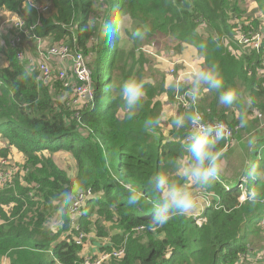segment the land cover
<instances>
[{
  "label": "trees",
  "instance_id": "trees-1",
  "mask_svg": "<svg viewBox=\"0 0 264 264\" xmlns=\"http://www.w3.org/2000/svg\"><path fill=\"white\" fill-rule=\"evenodd\" d=\"M48 1L35 0L50 9L34 7L31 14L25 10L28 0H0V9L22 18L31 36L68 45L75 39L83 53L91 49L92 98L75 109L60 103L56 94L64 86L58 81L45 84L36 72L29 74L16 57L17 47L9 46L1 36L0 53L8 62L0 64V140L6 141L0 156L8 157L11 150H17L23 162L13 172L12 181L0 186V264H82L86 237L77 243L78 233L89 234L93 226L99 239L108 238L102 225L97 226L102 220L110 221L116 231L109 243L100 245V252L124 248L121 257L112 256L102 264H227L245 260V255L249 258L255 239L261 237L264 243V145L253 165L260 176L252 186V180H247L246 192L217 177L198 186L213 197L199 215L205 218L201 224L197 215L188 212L173 215L162 226L147 227L158 199L147 180L160 172L184 183L176 163L188 156L183 145L189 124L161 136L159 95L165 92L171 100L173 87L145 76L144 64L149 58L143 40L155 33L169 35L181 44L193 45L204 68L217 66L223 88L208 91L202 99L207 103L197 106L205 120L226 122L224 113L238 107L245 114L254 110L263 114L264 78L257 73L261 55L254 51L233 53L231 21L236 19L245 32L251 28L264 34V0H250L256 5L251 10L245 0ZM124 15L131 26L121 27L118 38L109 45L98 41L100 22L117 19L121 24ZM85 24L89 30L82 32ZM204 26L209 32L204 33ZM137 30L143 33L142 38L133 35ZM90 37L95 43L87 47ZM124 37L138 56L122 49ZM173 48L181 50L180 45ZM117 71L121 84L136 79L144 86L145 95L131 117L114 82ZM227 89L237 94L231 105L219 100ZM149 119H159V124L146 127ZM241 120L239 116L228 125L236 126ZM223 147L225 140L220 139L215 151ZM57 150L68 151L74 158L73 178L56 164L52 153ZM73 186L78 192L89 188L91 195L78 216L69 211L60 220L57 196ZM129 187L141 194L138 205L128 204ZM253 190L258 193L255 202L248 199ZM52 220L53 228L48 227Z\"/></svg>",
  "mask_w": 264,
  "mask_h": 264
},
{
  "label": "clouds",
  "instance_id": "clouds-1",
  "mask_svg": "<svg viewBox=\"0 0 264 264\" xmlns=\"http://www.w3.org/2000/svg\"><path fill=\"white\" fill-rule=\"evenodd\" d=\"M36 6L35 0H28V3L25 4V10L28 14H31L32 8ZM48 8L50 7L48 6ZM92 27H95V24ZM88 30L89 25L87 24L81 28L82 32ZM120 30L121 24L117 19L103 20L97 29L98 41L109 45L118 38ZM133 35L143 37V33L139 30L135 31ZM45 41L47 40L45 39ZM202 86H206L207 91L223 88V81L215 64L207 68H198L192 74L191 87L188 90V95L192 100L198 99ZM171 87L179 89L181 85L173 84ZM120 91L128 115L131 117L140 104L141 98L145 95L143 83L136 79H129L121 85ZM236 95V92L232 89L224 90L219 96L220 103L231 105L236 99ZM158 124L159 119H149L145 122L146 127H153ZM172 124L178 129L185 127L187 124L191 125V130L187 133L183 145L184 151L188 154L187 159L177 166L179 175L187 183L184 185L178 184L160 172L148 178L147 185L158 197L153 207L152 218L147 225L149 229L164 225L173 215H184L190 212L194 207V200L193 194L188 190V185L206 186L213 178L218 176L220 171L219 159L221 153L215 151V148L217 142L224 135L222 124H206L196 113L187 116L177 115ZM259 176L260 173L253 166L247 170L245 180L255 181ZM78 190L76 186H73L71 189L58 194V219L63 220L72 209ZM257 197L258 193L256 191H249L248 199L250 201L255 202ZM140 200L141 194L135 188L129 187L128 204L138 205Z\"/></svg>",
  "mask_w": 264,
  "mask_h": 264
},
{
  "label": "rangeland",
  "instance_id": "rangeland-1",
  "mask_svg": "<svg viewBox=\"0 0 264 264\" xmlns=\"http://www.w3.org/2000/svg\"><path fill=\"white\" fill-rule=\"evenodd\" d=\"M44 2L49 3L48 0H44ZM245 6L250 10V9L254 8L256 5L253 4V2L250 0H245ZM49 9L50 8H47L46 11H48ZM130 26H131L130 18L127 17L126 15H124L122 18L121 27L122 28L125 27V29H127ZM209 30H210L209 27L204 26V33L209 32ZM56 42H59V41H56ZM23 43H24L26 50L28 52H30V50H28V46H27L28 39L24 38ZM45 43L47 44L48 42L45 41ZM93 43H95V40L92 37H90V39L88 40V43H87V47H91L93 45ZM121 43H122L121 44L122 49L131 50L134 54V57H135V55L138 56L140 54L137 50L135 51V49H133L130 46V43L128 42V40L125 37L122 39ZM175 45H178L177 40L175 41L173 39V37H171L169 35L159 34V33H155L151 37L144 38V40H143L144 54L146 56H148V58H149L147 65L144 64V66L146 68L145 69V76L149 77V79L153 82H161L163 80L165 83V87H171V85H173V84L181 85V87L179 89L173 87L171 100L167 98V94L165 92H163L159 95L160 99H162L161 103H162L163 115H162V118L160 121V126H159L162 137H163V134L165 135V133H167L171 129H176V127L173 126L172 121L175 119V117L177 115L187 116L188 113L194 112L193 108L192 109H182L179 106H177L175 103L174 97L176 94L180 93L179 91L186 90L185 93H186L187 100L189 102H193L194 104H196L195 100H192V98L187 94V91L191 87V76H192V74L194 73V71L196 69L202 68V65L204 63L203 59L199 57L198 59L195 60L193 66H191V68H189L190 66L186 60H184L180 57L173 60L171 57L170 50ZM69 46L71 47V49L79 50L82 54H84V56L86 57L88 66L91 68L92 50L90 49L88 52L83 53L81 46L78 45V43L75 39H74L73 43H71V45L69 44ZM16 57H17V54H16ZM169 57H170L171 65H169V63L167 61V59ZM21 63L24 65L23 62H21ZM49 63L51 64L52 68L55 71H57L60 68V66L62 67L61 61L59 59H56V58H52ZM63 65H64V68L66 69V78L65 79H58L57 78V79H52L50 81H42V80L41 81L45 84H51V83L56 82V81L60 82L64 86V90L61 92V90H62V88H61L56 94V96H58V98H59L60 103L65 104L66 106H69L72 109L80 108L85 104L84 103L85 101H88L92 98V89L93 88L91 85V77L87 82H85V86L87 88L85 96L79 98L77 101H74L72 98L73 88L76 86V84H78V80H77V77H76L75 73L73 72V70L69 69L70 64H63ZM168 65L173 66V68H174L173 73H170V71L168 70ZM28 73L30 74V72H28ZM120 78H121V74L119 71H117L115 76H114V82H115L116 88H118V90H120L121 85H122ZM202 89L205 90L206 89L205 86H202ZM205 91H207V90H205ZM61 95H63L62 96L63 98L61 97ZM194 107L196 108V106H194ZM256 113H257V111H256ZM52 154H53V157H54L55 161L57 162V164L60 167H62L63 169L67 170L69 172L70 178L71 177L73 178L75 175V171H76V163H75V160L72 157L71 153L68 151H65V150H57V151H54ZM22 157H23L22 154L15 152L14 157H12L11 155H8V157H6L7 163H5V164H3L4 159L1 158L2 164L0 163V170L5 171V170L9 169V170H11L10 171V175H11V173L15 169V167H14L16 165L15 163H18L17 160L21 159ZM183 161H185V159H183V158L181 160H178L176 163V166L180 165ZM176 172H178V167H177ZM171 174H172V172H169L168 175H171ZM11 181H12V179L10 180V182ZM185 182L182 185H184ZM9 183H7L3 187H6ZM230 184H233V182H231ZM236 185H237V182H236V184H233V186H236ZM244 188H245L244 186H241L240 191L244 192ZM188 190L193 194V200H194V207L189 213L192 212V214L197 215L199 217V215L201 214L200 211H202V209L204 207L203 200L200 198V195L202 194V192L198 186H194L192 188L188 187ZM198 219H200V218H198ZM74 220L75 219H72V221H74ZM74 223H76V222L74 221ZM54 225H55V220H52L48 224V227L53 228ZM101 225H102V229L108 232L107 237L111 239V237L113 236V234L116 231V228L113 227L112 223L110 221H107V220H102L101 223L97 222V226H101ZM90 233L93 234V236H91L90 234L87 235L83 241V244H82V254H83L82 259L94 261V260H96V258L101 253H104V252H100V250H101L100 245H105L109 242H108V238H106L104 240L102 238L99 239L98 234H96L93 226H91ZM79 236L82 238L83 234L79 233ZM261 244H263V246L258 248ZM87 246H89V247H87ZM254 246L255 247L250 251L252 254L249 253V255H251L252 258H248L247 255H245V258H247L249 260H245L244 264H254L255 262L260 263L259 261H262V260L264 261V243H263V240L261 237L255 239ZM80 256H81V253H80ZM250 259H252V260H250Z\"/></svg>",
  "mask_w": 264,
  "mask_h": 264
},
{
  "label": "built area",
  "instance_id": "built-area-1",
  "mask_svg": "<svg viewBox=\"0 0 264 264\" xmlns=\"http://www.w3.org/2000/svg\"><path fill=\"white\" fill-rule=\"evenodd\" d=\"M36 8L38 10L46 11L48 6H46L43 3L36 4ZM8 10L4 11L3 14L0 13V38L2 36L3 32H8L10 29H14V31H10L8 35V43L12 46L17 47V59L20 62H24L25 67L28 69V72H36L38 74V78L42 81H50L52 79H65L66 78V69L64 68L63 64H70L69 69L73 70L75 73L78 84L73 88V94L72 98L74 101H77L79 98L84 97L85 93L87 91V88L85 86V82H87L91 77V69L88 66L86 57L84 54H82L79 50L71 49V47L66 43H55V44H49L45 43L44 39L37 37V36H31L29 33V29L25 24V21L20 18L18 15L13 14L9 15ZM236 19H233L231 21L233 29L234 36L236 37V40L239 44L243 45H251L255 49H262V55L260 64L257 68V73L260 77L264 78V44L262 42L263 36L260 33L257 32H244V30L236 24ZM15 32V33H14ZM14 33V34H13ZM12 34V35H11ZM25 37H29L32 40L35 41V46L33 52H28L24 46L23 40ZM52 58L59 59L62 63V67L55 71L51 64L49 63ZM169 65L170 63V57L167 59ZM168 65V70L170 73L174 72L173 66ZM191 68V67H189ZM2 84V80L0 78V86ZM175 103L177 106H179L182 109H192L194 110L193 113L198 114L202 121L206 124H222L224 127V135L223 140H225V146L227 145V142L231 141L234 137V134L236 132L237 126L230 127L227 123L224 121H212L205 120L202 116V114L195 110V104L193 102H189L186 97L185 92H180L179 94L175 95ZM257 115L261 116L262 114L257 111ZM188 130H191V125L189 124ZM188 131V132H189ZM228 142V143H229ZM1 158L4 159V163H7L6 157L0 156V163ZM2 164V163H1ZM15 169L13 172H15L18 169V166H14ZM9 169L7 170H0V186L4 185L8 180H10L13 172L10 175ZM245 183V178H241L237 184V187L240 188ZM245 192V191H244ZM91 195L90 189H82V191L78 192L76 199L74 201V205L72 209L70 210L72 213L75 214V217L78 216L81 213V206L83 203H85L87 197ZM200 198L203 200L204 206L208 205L211 200H213L212 194L208 192H202L200 195ZM240 199H244L245 195H240ZM200 218V219H198ZM197 223L201 224L203 220H205L203 217H198ZM261 223L264 224V216L261 220ZM79 234V233H78ZM83 237H86L84 233ZM82 237V238H83ZM82 238L78 235L76 238L77 243H82ZM124 254V248H118L113 249L110 252L101 253L96 260L89 261V260H83L82 264H102L106 260H108L110 257H121ZM227 264H244L241 260L235 263H227Z\"/></svg>",
  "mask_w": 264,
  "mask_h": 264
},
{
  "label": "crops",
  "instance_id": "crops-1",
  "mask_svg": "<svg viewBox=\"0 0 264 264\" xmlns=\"http://www.w3.org/2000/svg\"><path fill=\"white\" fill-rule=\"evenodd\" d=\"M253 4H255V3H253ZM4 11H6V10L2 9V8L0 9L1 14H3ZM10 14L13 15L12 13H9V15ZM245 22H247V21H245ZM232 29H234V28L232 27ZM12 30L14 31V29H10L8 32L2 33V36H5L7 41H8V37H10V35H8V34ZM244 32H245V30H244ZM248 32H252V29L249 28L246 31V33H248ZM253 32L260 33L263 36L262 42L264 44V34L259 29H257L256 31L254 30ZM27 39H28V44H27L28 50H30V53H31L34 50L35 41L32 40L31 38H27ZM231 39L234 41L233 42L234 45H231V49H232L234 54L238 51H247L248 52L247 54H249L251 51H254L257 54L262 55V49L258 50V49L253 48L251 45L239 44L236 40V37L234 36V33L231 35ZM46 40L49 44L52 43L50 39L46 38ZM44 41H45V39H44ZM177 44L181 46V50L179 52H177L172 47L170 50L172 59L175 60L178 57H180V58L186 60L190 67L193 66L195 60L199 58V53H198L197 49L193 45H190V44H184V43L181 44L180 41H177ZM9 46L16 48L15 46H12L10 44H9ZM7 62L8 61L6 60L5 55L0 53V64H2L4 66L7 64ZM203 65H202V68H204ZM24 67H25V65H24ZM24 69L28 72V69L26 67ZM205 90H203L201 87L199 97H198V99L195 100V103H196L195 109L196 110H197L198 105H203V104L207 103L204 100H202L209 93L208 91H205ZM179 92H186V90L179 91ZM187 94H188V91H187ZM210 96L211 95H209V97ZM243 104L246 107H249V105L244 101H243ZM238 109L233 108L231 111H226L224 113V115L226 117L225 123H227V124L231 120H234L233 122H235L236 119L239 118V116H242L241 122H239L236 125L237 130L234 134V137H233L234 139H232L229 143L227 142V145L225 147H223L219 152V153H221V156L219 159L220 171H219L217 178L221 182L227 183V185H229L231 182H233V184H236V182H237V184H238L239 180L242 177L245 178V176H246L245 171L247 170L248 167L251 168L255 164L256 160L259 158V154H261L260 149L264 145V113L261 116H258L256 113V110H254L252 113L245 114V112L241 109V107H238ZM1 147H4V149H6V141H0V148ZM15 152L19 153L17 150H11L10 155L12 157H14ZM52 156H53V154H52ZM183 159L186 160L187 157H185ZM17 162L18 163H16V164L18 166L19 163L23 162L22 158L18 159ZM56 164H57V162H56ZM60 168H62V167H60ZM66 172H67L68 176L70 177L69 172L67 170H66ZM75 173H76V171H75ZM184 182H185V180H184ZM246 182H247V180H245V183L243 184V186L245 187L244 188L245 192H246V188L248 187ZM186 183L187 182H185V184ZM233 184H230V185H233ZM252 185H253V181L251 183V186ZM194 186L195 185H188L189 188H192ZM200 190H201V192H205L203 189H200ZM201 212L202 211H200V213ZM0 222H1V220H0ZM75 225H76V223L73 222V226H75ZM261 225H264V224L261 223ZM89 234L91 236H93V234H91V233H89ZM89 234L87 233L86 236ZM87 247H89V246H87ZM250 256L251 255H249V258H250ZM245 260H249V259L246 258ZM245 260L241 259V261L243 263L245 262ZM250 260H252V259H250ZM259 262L260 263L255 262L254 264H261L262 262H263L262 264H264L263 260L259 261Z\"/></svg>",
  "mask_w": 264,
  "mask_h": 264
}]
</instances>
